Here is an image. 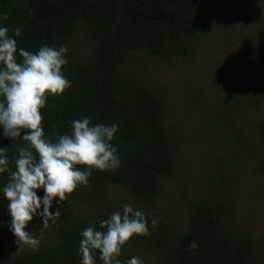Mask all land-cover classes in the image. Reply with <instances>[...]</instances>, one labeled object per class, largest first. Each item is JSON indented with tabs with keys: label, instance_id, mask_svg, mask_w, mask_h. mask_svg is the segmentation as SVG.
<instances>
[{
	"label": "trees",
	"instance_id": "1",
	"mask_svg": "<svg viewBox=\"0 0 264 264\" xmlns=\"http://www.w3.org/2000/svg\"><path fill=\"white\" fill-rule=\"evenodd\" d=\"M219 1L0 0V22L10 29L23 26L16 38L19 47L35 51L44 44H63L68 48L64 72L72 87L63 95L50 96L41 110L46 132L53 138L70 132L71 121L85 116L92 124L115 122L118 131L112 143L121 157L117 170H93L88 185L61 202L62 215L57 223H49V238H42L37 250L25 246L15 252L9 246L1 221L6 200L0 194V264H80L81 231L113 211H94L93 217L78 221L64 204H102L110 184L124 187L140 202H149L160 193L164 178L176 176L178 137L165 119L166 100L135 76L130 59L139 51L161 59L187 54L203 33L216 27ZM256 2L264 13V0ZM226 27L236 29L235 21ZM257 131L260 149L255 148L251 159L254 174L264 178V116ZM23 145L19 138L13 142L0 137V147H9L10 158ZM6 178L7 174L0 177V185ZM219 185L227 188L215 198L191 203L184 230L173 229L161 219L157 228H150V235L127 242L120 258L137 255L145 264H256L262 259L264 238L239 226L228 200L239 181L236 177L228 181L224 175ZM192 241L196 249L189 248ZM97 264L103 262L97 258Z\"/></svg>",
	"mask_w": 264,
	"mask_h": 264
},
{
	"label": "rangeland",
	"instance_id": "2",
	"mask_svg": "<svg viewBox=\"0 0 264 264\" xmlns=\"http://www.w3.org/2000/svg\"><path fill=\"white\" fill-rule=\"evenodd\" d=\"M217 7L216 27L203 33L187 54L161 59L139 51L130 59L135 76L166 100L165 119L178 137L176 176L164 178L160 193L149 202L110 184L102 204H64L71 217L82 221L94 211H115L131 203L182 231L191 203L224 191L227 186L219 185V177L225 175L239 181L228 199L239 226L264 238V178L254 174L251 159L255 148L260 149L257 126L264 116V13L256 0H221ZM231 20L236 29L226 27ZM7 203L1 221L9 246L19 252L25 246L14 243L8 230ZM47 229L37 218L27 230L46 240ZM256 264H264V249Z\"/></svg>",
	"mask_w": 264,
	"mask_h": 264
},
{
	"label": "clouds",
	"instance_id": "3",
	"mask_svg": "<svg viewBox=\"0 0 264 264\" xmlns=\"http://www.w3.org/2000/svg\"><path fill=\"white\" fill-rule=\"evenodd\" d=\"M22 32L23 26L10 29L0 22V137L24 142L11 158L9 147H0V177L7 174L0 194L8 202V230L16 238L14 243L37 250L41 239L36 231L27 230L30 222L39 217L45 228L57 223L61 202L87 186L93 170H117L121 157L112 143L118 131L115 122L92 124L85 116L71 121L70 132L56 133L54 138L46 132L41 110L50 96L63 95L72 87L64 72L68 48L63 44H44L35 51L19 47L16 38ZM161 219L131 203L122 204L108 218L83 228L80 264H97V258L103 264H145L137 255L122 260V249L134 236L150 235V228H157ZM197 247L190 242V249Z\"/></svg>",
	"mask_w": 264,
	"mask_h": 264
}]
</instances>
